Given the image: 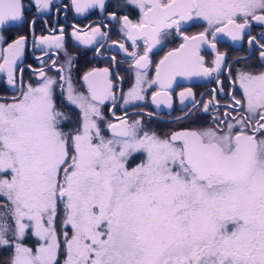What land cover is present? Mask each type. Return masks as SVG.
<instances>
[{
	"label": "snow or ice",
	"instance_id": "obj_1",
	"mask_svg": "<svg viewBox=\"0 0 264 264\" xmlns=\"http://www.w3.org/2000/svg\"><path fill=\"white\" fill-rule=\"evenodd\" d=\"M128 3L140 16L136 22L127 15L120 18L119 31L134 49L128 55L135 82L124 93L125 105L145 99L146 83L159 87L152 93L153 103L170 107L168 89L176 77H211L221 70L226 54L217 50L218 39L238 41L252 22L264 26V0ZM35 4L38 10L48 9L50 0ZM96 6L104 9L106 0H71L76 13ZM24 11L23 0H0V32L23 21ZM110 19H116L115 13ZM196 21L206 25L204 30L185 35L182 26ZM173 29L183 43L159 60L155 77L147 80L149 54ZM107 35L99 26L82 30L73 25L72 36L83 45ZM34 39L42 50L61 49L64 30ZM26 40L19 35L0 47V73L7 74L6 83L17 91L0 97V246L13 248L8 264H59L56 220L61 204V226L71 228L70 235L62 231L63 264H264V70L237 71L243 98H231L234 106L246 110L242 118L225 122L214 116L213 126L163 138L143 131L140 120L117 118L106 124L111 133L106 137L100 105L116 99L108 69L84 74L87 94L75 90L64 66L58 78L40 70V81H21L17 90L15 69ZM139 40L144 41L143 54ZM248 40L259 44L253 36ZM204 45L215 52L214 67H205L200 55ZM119 47L127 52L123 43ZM259 47L264 63V44ZM66 65L70 73V57ZM57 83L81 111L75 129L62 127L69 117L57 107ZM215 95L213 90L204 112ZM192 96L191 89L179 93L182 103ZM133 154L143 159L129 167ZM28 231L38 239L35 249L22 242Z\"/></svg>",
	"mask_w": 264,
	"mask_h": 264
},
{
	"label": "flooded vegetation",
	"instance_id": "obj_2",
	"mask_svg": "<svg viewBox=\"0 0 264 264\" xmlns=\"http://www.w3.org/2000/svg\"><path fill=\"white\" fill-rule=\"evenodd\" d=\"M25 5L24 19L17 22L15 27L7 31L0 32L4 36V41H0V47H7L19 35L27 37L25 49L20 60L17 61L15 69L16 85L18 90L21 81L25 85L31 83L35 85L40 81L38 72L44 70L47 76L59 77V68L65 67V76H71L73 86L77 92L87 94V87L82 79L85 73L93 69H108L109 78L113 83V94L116 99L107 100L100 105L104 116L101 124L104 135L109 137L111 133L106 129L108 122H117V118H126L130 122L140 120L143 131L155 132L161 138L169 136L173 131L184 129H202L213 126V117L232 121L233 117L242 118L247 115L243 108L234 106L232 96L237 100L243 98V90L236 80L237 71L249 67V70H264V63L261 62L259 44H264V26L252 22L246 29V34L241 40L232 41L227 36L216 41L217 50L226 54V59L221 64V70L213 73L211 77L192 76L176 77L172 87L168 92L172 98L171 106L161 102L159 105L152 101V93L159 91L155 85L144 84V100L132 101L124 104V93L135 82V69L132 67L133 61L128 53L134 49L132 42L119 31L120 18L127 15L133 22L138 21L139 9L128 3V0H106V6L101 9L99 6L88 9L84 13H76L71 7V0H50L48 9H39L35 0H23ZM115 13L116 19H110V14ZM242 22V21H238ZM73 25L79 29H87L89 26H99L102 32L107 33V37L98 38L99 42L93 45H83L72 36ZM206 25L202 21L188 22L182 26L185 35L192 36L204 30ZM64 30V47L61 49L52 48L50 50L35 47V37L42 35L60 34ZM253 36L256 42L249 43L248 37ZM212 37L209 34V40ZM115 42V43H113ZM123 43L127 52L119 47ZM183 43L182 38L173 29L166 42L157 45L149 54L151 64L148 68L147 80H151L156 74V64L171 49L179 47ZM100 49V52H97ZM138 51L143 54L144 41H138ZM47 52V55H45ZM200 55L204 57L205 67H214L215 52L204 45L200 49ZM39 57L40 59H37ZM71 58V70L66 65V60ZM56 62L55 67L52 66ZM0 59V63H2ZM31 66V67H29ZM21 69L23 71H21ZM7 74L0 73V97H11L17 95L12 86L6 83ZM217 81H220L218 84ZM66 87V85H65ZM191 89L193 96L183 103L179 93ZM223 89V91H220ZM213 90H216L215 100L207 112L203 111L204 103L213 97ZM231 94V95H230ZM54 95L57 107L65 113L69 119L63 122L64 129H75L80 124L81 111L65 98L66 93H61L60 84L54 86ZM198 106L194 107V105ZM123 105V107H122ZM227 106V107H226ZM111 110V111H110ZM229 115L225 116V113ZM187 118L177 119V117ZM234 122V121H233ZM226 126V125H225ZM237 130H239L237 128Z\"/></svg>",
	"mask_w": 264,
	"mask_h": 264
},
{
	"label": "rangeland",
	"instance_id": "obj_3",
	"mask_svg": "<svg viewBox=\"0 0 264 264\" xmlns=\"http://www.w3.org/2000/svg\"><path fill=\"white\" fill-rule=\"evenodd\" d=\"M62 127H63V123H62ZM64 130L67 131L68 129H64ZM142 159H143V155L142 154H133V156L130 157L129 167H134ZM2 199L3 198L0 197V200H2ZM62 219H63V205L61 204L60 205V208H59V215H58L57 220H56V227H57V231H58L59 239H60V243H61V248H60V251H59V254H58L59 264H63V261L65 259L64 247H63V235H62V231L63 230H67L69 232V235L71 234V228H70V226H67L66 229L62 228V226H61ZM30 233H31V231H30ZM32 237H33L34 240L37 241V242H35L36 244L33 247L28 246L26 244L25 245L28 246V247H31V248L35 249L38 246V243L39 242H38V239L35 236L32 235ZM12 254H13V248L12 247H9V246H0V264H8L9 259L12 256Z\"/></svg>",
	"mask_w": 264,
	"mask_h": 264
},
{
	"label": "trees",
	"instance_id": "obj_4",
	"mask_svg": "<svg viewBox=\"0 0 264 264\" xmlns=\"http://www.w3.org/2000/svg\"><path fill=\"white\" fill-rule=\"evenodd\" d=\"M24 244L28 245V246H31L33 247L37 242L36 240L33 239L30 231H28L25 235V237L23 238V241H22Z\"/></svg>",
	"mask_w": 264,
	"mask_h": 264
},
{
	"label": "water",
	"instance_id": "obj_5",
	"mask_svg": "<svg viewBox=\"0 0 264 264\" xmlns=\"http://www.w3.org/2000/svg\"><path fill=\"white\" fill-rule=\"evenodd\" d=\"M179 131H181V130H179ZM173 132H176V131H173ZM172 133V132H171ZM171 133L169 134V135H171Z\"/></svg>",
	"mask_w": 264,
	"mask_h": 264
}]
</instances>
